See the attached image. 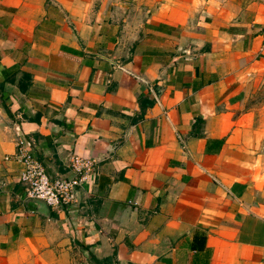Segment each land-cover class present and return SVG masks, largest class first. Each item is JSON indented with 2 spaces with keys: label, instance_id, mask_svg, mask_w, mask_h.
<instances>
[{
  "label": "crops",
  "instance_id": "0c3cea01",
  "mask_svg": "<svg viewBox=\"0 0 264 264\" xmlns=\"http://www.w3.org/2000/svg\"><path fill=\"white\" fill-rule=\"evenodd\" d=\"M263 77L264 0H0V264H264Z\"/></svg>",
  "mask_w": 264,
  "mask_h": 264
},
{
  "label": "built area",
  "instance_id": "2783aa9c",
  "mask_svg": "<svg viewBox=\"0 0 264 264\" xmlns=\"http://www.w3.org/2000/svg\"><path fill=\"white\" fill-rule=\"evenodd\" d=\"M17 156L23 166L18 173V183L24 197L39 200L51 208L67 206L80 184L93 173V161L90 158L71 155L68 160L69 174L50 176L33 151L17 143Z\"/></svg>",
  "mask_w": 264,
  "mask_h": 264
},
{
  "label": "rangeland",
  "instance_id": "374dc122",
  "mask_svg": "<svg viewBox=\"0 0 264 264\" xmlns=\"http://www.w3.org/2000/svg\"><path fill=\"white\" fill-rule=\"evenodd\" d=\"M255 99L258 102L264 103V77H263L258 89L256 90Z\"/></svg>",
  "mask_w": 264,
  "mask_h": 264
},
{
  "label": "trees",
  "instance_id": "16d2710c",
  "mask_svg": "<svg viewBox=\"0 0 264 264\" xmlns=\"http://www.w3.org/2000/svg\"><path fill=\"white\" fill-rule=\"evenodd\" d=\"M93 261H94V263H96V264H99V263H100V261H98V260H96V259H93Z\"/></svg>",
  "mask_w": 264,
  "mask_h": 264
}]
</instances>
